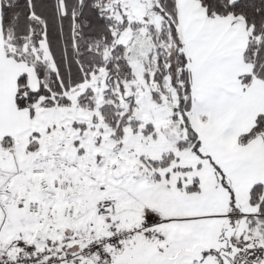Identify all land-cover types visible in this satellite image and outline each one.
<instances>
[{
  "label": "snow or ice",
  "instance_id": "6c2138e0",
  "mask_svg": "<svg viewBox=\"0 0 264 264\" xmlns=\"http://www.w3.org/2000/svg\"><path fill=\"white\" fill-rule=\"evenodd\" d=\"M0 264H264V0H0Z\"/></svg>",
  "mask_w": 264,
  "mask_h": 264
}]
</instances>
